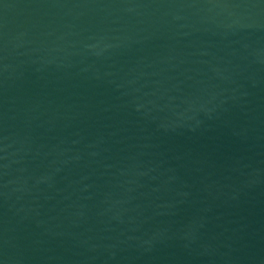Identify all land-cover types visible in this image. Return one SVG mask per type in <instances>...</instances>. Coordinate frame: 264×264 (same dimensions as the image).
I'll return each mask as SVG.
<instances>
[{
    "label": "water",
    "instance_id": "obj_1",
    "mask_svg": "<svg viewBox=\"0 0 264 264\" xmlns=\"http://www.w3.org/2000/svg\"><path fill=\"white\" fill-rule=\"evenodd\" d=\"M0 264H264V0H0Z\"/></svg>",
    "mask_w": 264,
    "mask_h": 264
}]
</instances>
